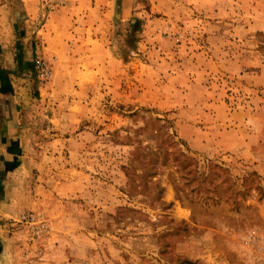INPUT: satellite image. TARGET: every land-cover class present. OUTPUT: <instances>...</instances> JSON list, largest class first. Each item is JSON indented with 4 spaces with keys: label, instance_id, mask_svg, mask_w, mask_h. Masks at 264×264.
Instances as JSON below:
<instances>
[{
    "label": "rangeland",
    "instance_id": "obj_1",
    "mask_svg": "<svg viewBox=\"0 0 264 264\" xmlns=\"http://www.w3.org/2000/svg\"><path fill=\"white\" fill-rule=\"evenodd\" d=\"M67 1L28 8L37 50L95 45L16 78L0 264H264V0Z\"/></svg>",
    "mask_w": 264,
    "mask_h": 264
},
{
    "label": "crops",
    "instance_id": "obj_2",
    "mask_svg": "<svg viewBox=\"0 0 264 264\" xmlns=\"http://www.w3.org/2000/svg\"><path fill=\"white\" fill-rule=\"evenodd\" d=\"M16 1L19 3L20 8L18 9L16 6H11L8 3H4V1H0V159H3L6 162V166L11 169L14 164L10 163V161H16L19 157V146L22 143V139L19 138L20 119L23 111L21 110V106L22 108L24 107L25 100L27 99L19 98L20 96L17 93L16 84L19 83L20 79L18 81L16 78L20 75V72L30 70L32 68L31 59L38 57V55L43 56L49 53L58 55L61 53L59 48H63V54L70 51V53L79 51L82 54L89 55L91 52L89 47L92 45L93 48L95 45V41H93L95 38L94 19L93 22L89 19L88 23H85L83 27L77 26L67 32L66 36L63 35L62 37L61 34L55 31L49 33L46 22L45 30L42 28L36 34H42L40 39L46 41V47L37 50L38 47L34 44L33 34L30 31L31 13L28 12V8L31 5H38V1L41 2L43 0ZM67 2H69L68 6L71 7L69 9L73 10L76 8L78 0H68ZM106 6L110 12L111 3L108 2ZM22 8L24 12H21ZM94 12L95 7L90 13L94 15ZM63 39L71 40L68 44ZM55 41L56 43L54 44ZM91 64L87 63L85 70L81 69L82 67H73V69H77L82 74L91 70V74L89 72V80H86L87 82H80L81 85L89 83L94 78V70ZM2 167L3 164L0 161V168Z\"/></svg>",
    "mask_w": 264,
    "mask_h": 264
},
{
    "label": "built area",
    "instance_id": "obj_3",
    "mask_svg": "<svg viewBox=\"0 0 264 264\" xmlns=\"http://www.w3.org/2000/svg\"><path fill=\"white\" fill-rule=\"evenodd\" d=\"M36 69L41 73L42 77L46 78L48 73L45 71L43 65L39 62L36 63Z\"/></svg>",
    "mask_w": 264,
    "mask_h": 264
}]
</instances>
